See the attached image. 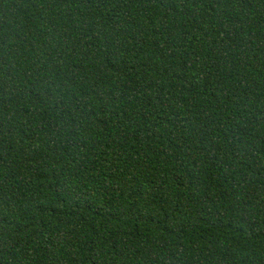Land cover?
<instances>
[{
	"label": "trees",
	"instance_id": "16d2710c",
	"mask_svg": "<svg viewBox=\"0 0 264 264\" xmlns=\"http://www.w3.org/2000/svg\"><path fill=\"white\" fill-rule=\"evenodd\" d=\"M0 264H264V0H0Z\"/></svg>",
	"mask_w": 264,
	"mask_h": 264
}]
</instances>
